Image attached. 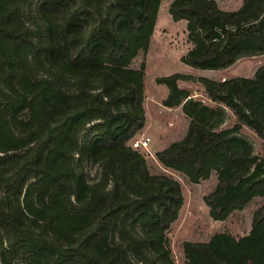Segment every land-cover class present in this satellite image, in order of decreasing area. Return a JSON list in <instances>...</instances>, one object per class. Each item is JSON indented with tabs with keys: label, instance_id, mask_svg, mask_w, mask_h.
Wrapping results in <instances>:
<instances>
[{
	"label": "trees",
	"instance_id": "16d2710c",
	"mask_svg": "<svg viewBox=\"0 0 264 264\" xmlns=\"http://www.w3.org/2000/svg\"><path fill=\"white\" fill-rule=\"evenodd\" d=\"M0 0V264H176L168 232L184 205L182 185L152 173L133 147L145 129V67L132 63L151 44L162 0ZM187 22L186 65L220 71L264 54V0L237 11L216 0H174ZM167 108L190 121L184 139L157 152L167 170L192 184L217 176L205 197L225 221L264 200V158L239 136L264 141V66L253 77H200L206 99L179 83ZM223 107L236 124L223 128ZM86 132V133H85ZM85 160L99 164L89 182ZM184 264H264V202L249 234L217 233L184 242Z\"/></svg>",
	"mask_w": 264,
	"mask_h": 264
},
{
	"label": "rangeland",
	"instance_id": "374dc122",
	"mask_svg": "<svg viewBox=\"0 0 264 264\" xmlns=\"http://www.w3.org/2000/svg\"><path fill=\"white\" fill-rule=\"evenodd\" d=\"M41 0H34L26 10V17L34 20ZM174 0H162L159 15L155 26L151 44L147 52H140L132 63L134 69L145 67V109L146 127L139 135L149 137L151 143L149 150H141L146 156L152 173H167L180 182L183 189L184 205L179 218L174 222L168 232L172 252L176 264H184L183 243L190 241L195 243L208 242L217 233H229L236 238H241L250 233L255 211L263 204L261 198L254 199L246 208L236 210L225 221H215L206 205L205 197L208 196L217 185V176L214 173L208 180L199 184H192L184 177L165 169L158 161L156 154L168 148L172 143L181 141L188 133L190 121L179 108H167L163 105L168 97L169 89L158 81L160 78L175 74H183L192 77L182 80L179 85L188 90L191 97L202 100L212 107H217L205 97L200 82V77L214 80H226L239 77H253L256 71L264 66V54L245 57L228 69L220 71L199 70L182 62V58L189 52L192 45L189 42L187 22L175 21L170 14V7ZM225 11H237L242 8L244 0H216ZM37 18V17H36ZM225 119L223 128H230L236 124L234 113L223 107ZM86 133V132H85ZM239 136L246 139L254 147L255 154L264 158V141L254 132L243 128ZM85 178L91 182L100 177L99 164L85 160L81 167Z\"/></svg>",
	"mask_w": 264,
	"mask_h": 264
},
{
	"label": "built area",
	"instance_id": "2783aa9c",
	"mask_svg": "<svg viewBox=\"0 0 264 264\" xmlns=\"http://www.w3.org/2000/svg\"><path fill=\"white\" fill-rule=\"evenodd\" d=\"M151 139L149 137L140 136L133 141V147L140 150H149Z\"/></svg>",
	"mask_w": 264,
	"mask_h": 264
},
{
	"label": "crops",
	"instance_id": "0c3cea01",
	"mask_svg": "<svg viewBox=\"0 0 264 264\" xmlns=\"http://www.w3.org/2000/svg\"><path fill=\"white\" fill-rule=\"evenodd\" d=\"M165 100V99H164ZM144 132V130L141 132V134ZM141 134H139V135H141Z\"/></svg>",
	"mask_w": 264,
	"mask_h": 264
}]
</instances>
